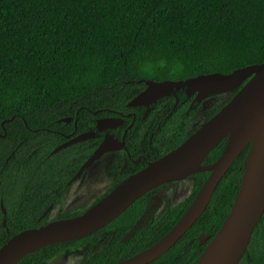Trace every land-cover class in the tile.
<instances>
[{"label": "trees", "instance_id": "16d2710c", "mask_svg": "<svg viewBox=\"0 0 264 264\" xmlns=\"http://www.w3.org/2000/svg\"><path fill=\"white\" fill-rule=\"evenodd\" d=\"M263 62L264 0H0V248L17 233L50 221L48 207L61 203L67 181L103 140L99 119L124 118L125 124L110 132L118 138L127 132L126 149L115 153L108 169L112 183L90 207L146 162L189 137L205 101L190 109L193 96L181 89L175 111L173 95L149 107H130L146 88L145 80L230 74ZM240 88L214 95L221 99L210 118ZM63 118L72 121L59 122ZM74 124L78 133L95 131L96 137L51 153L64 139L46 130L72 132ZM228 140L204 163L216 162ZM248 150L249 146L221 179L190 230L148 264H196L232 209ZM208 175H193L197 181L191 195L129 239L161 187L98 232L41 248L17 264H46L70 249L85 247L89 251L79 264H115L134 256L180 220ZM202 235L207 239L201 244ZM239 264H264V214Z\"/></svg>", "mask_w": 264, "mask_h": 264}, {"label": "water", "instance_id": "95a60500", "mask_svg": "<svg viewBox=\"0 0 264 264\" xmlns=\"http://www.w3.org/2000/svg\"><path fill=\"white\" fill-rule=\"evenodd\" d=\"M146 88L130 102V107H149L162 97L185 89L195 95L190 109L211 96L240 90L214 116L193 131L177 148L147 163L130 175L109 194L84 213L50 221L21 231L0 248V264H17L27 255L47 246L79 240L103 229L117 219L139 198L167 184L179 182L203 172L209 175L194 201L180 220L158 241L141 252L115 264H148L168 252L205 212L221 179L239 155L249 146L244 173L232 209L222 227L204 249L196 264H239L249 247L253 232L264 214V62L239 68L230 74L212 73L181 81L145 80ZM63 118L59 122H70ZM125 123L122 117L101 118L99 132L115 129ZM126 134V133H125ZM96 136L89 131L69 140L54 150ZM229 138L220 158L204 164L209 154ZM125 148L123 140L107 134L94 153L81 166L76 181L105 154ZM4 214L6 210L3 208ZM6 226V220H4ZM207 238L202 235L200 243Z\"/></svg>", "mask_w": 264, "mask_h": 264}, {"label": "rangeland", "instance_id": "374dc122", "mask_svg": "<svg viewBox=\"0 0 264 264\" xmlns=\"http://www.w3.org/2000/svg\"><path fill=\"white\" fill-rule=\"evenodd\" d=\"M221 97L213 96L205 101L200 108L191 132L198 129L209 118L211 111L217 105ZM111 163V157L105 155L92 168L86 171L84 176L76 182L65 196L61 206L51 213V220H56L60 214H72L88 209L110 187L111 179L107 169ZM196 179L190 177L186 180L167 184L152 198L150 207L145 216L129 233L126 239L140 228L146 227L152 221L161 217L168 209L186 200L192 193ZM109 238V235L106 237ZM89 247L70 249L61 256L46 264H79L87 255Z\"/></svg>", "mask_w": 264, "mask_h": 264}, {"label": "flooded vegetation", "instance_id": "af4514ba", "mask_svg": "<svg viewBox=\"0 0 264 264\" xmlns=\"http://www.w3.org/2000/svg\"><path fill=\"white\" fill-rule=\"evenodd\" d=\"M146 84V83H145ZM147 87V86H146ZM145 90V89H144ZM174 96V95H173ZM178 96V95H177ZM193 96V99H194V97H195V95H192ZM191 96V97H192ZM175 97V96H174ZM211 97H213V96H211ZM211 97H209V98H211ZM208 98V99H209ZM208 99H205L204 101H207ZM175 102H176V99H175ZM192 102H193V100H192ZM202 102V101H201ZM201 102H199V103H201ZM192 104V103H191ZM151 106V105H150ZM141 107H145V106H141ZM173 112V111H172ZM128 116H130V115H128ZM120 117H122V116H120ZM107 118V117H106ZM123 118V117H122ZM134 119H135V115H134V117H133ZM210 119V118H209ZM196 120V119H195ZM72 121V120H71ZM70 121V122H71ZM70 122H68V123H70ZM195 122V121H194ZM125 124V123H124ZM123 124V125H124ZM194 124V123H193ZM193 124H192V126H193ZM122 126V125H121ZM131 126H132V124L129 126V128H131ZM192 126H191V128H192ZM119 127V126H118ZM116 129V128H115ZM110 130H114V129H108V130H106V131H104V132H100V133H103V139L105 138V136L107 135V134H111V135H113L116 139H119V140H123V138H124V142H125V137H126V134L125 133H127L126 131L124 132V134H123V136H122V138H118L115 134H113V133H111L110 132ZM46 131H48L50 134H51V136L53 137V136H55V137H58V138H61V139H64V141L63 142H61L60 144H58V145H56L53 149H52V151H51V153H56V152H54V150L56 149V148H58L59 146H61L62 144H64V143H66V142H68L69 140H71V139H73V138H75V137H77V136H79L80 134H81V132L80 133H78V127H77V124H74V130L72 131V132H70V129L69 128H63V129H61V130H54V129H47ZM190 131H191V129H190ZM192 133V132H191ZM1 134V133H0ZM96 137V136H95ZM103 141V140H102ZM78 143H80V142H78ZM75 144H77V143H75ZM101 144V143H100ZM72 145H74V144H72ZM72 145H70V146H72ZM69 147V146H68ZM67 148V147H66ZM98 148V147H97ZM65 149V148H64ZM123 149H126V145H125V148H123ZM123 149H120V150H123ZM63 150V149H62ZM79 150H81V146H80V148H79ZM120 150H118V151H120ZM58 152V151H57ZM117 151H114V152H110V153H107V154H105V155H108V157H111V163H110V165L113 163V161H114V158H115V153H116ZM80 154H81V151H80ZM166 154V153H165ZM105 155L103 156V157H105ZM163 156V155H162ZM102 157V158H103ZM159 159V158H158ZM100 160V159H99ZM98 160V161H99ZM157 160V159H156ZM97 161V162H98ZM155 161V160H154ZM86 162V161H85ZM96 162V163H97ZM138 163L139 162H141V159H139L138 161H137ZM95 163V164H96ZM147 163H149V162H146V165H147ZM94 164V165H95ZM205 164V163H204ZM93 165V166H94ZM110 165H109V167H110ZM92 166V167H93ZM91 167V168H92ZM109 167H108V169H109ZM81 168V167H80ZM79 168V169H80ZM79 169L75 172V174L72 176V178H71V180L70 181H67V184H68V189H67V191L65 192V194L63 195V197H62V199H61V203L59 204V205H57L56 207H53V205H50L49 207H48V209H47V211H50L51 213L53 212V210L55 209V208H57V207H59V206H61L62 204H63V202H64V199H65V196L67 195V193H68V191L72 188V186L76 183V182H78L79 180H81V178L84 176V174L86 173H84L83 174V176L82 177H80V178H78L76 181H73V182H71L72 181V179H73V177L77 174V172L79 171ZM90 169V168H89ZM88 169V170H89ZM108 169H107V172H108ZM109 175V174H108ZM110 177V176H109ZM192 177V176H191ZM190 178V177H189ZM66 179H67V174L65 173L64 174V176H63V183L66 181ZM111 179V178H110ZM111 183H112V179H111ZM172 184V183H171ZM160 188V187H159ZM155 196V195H154ZM89 209V208H88ZM77 216V215H76ZM50 217H51V215H50ZM50 217H49V220L50 221H54V220H51L50 219ZM73 217V216H72ZM69 218V217H68ZM4 220H6V219H4ZM56 220H58V219H56ZM142 220V219H141ZM49 221V222H50ZM140 222V221H139ZM4 223V222H3ZM7 223V222H6ZM7 225V224H6ZM61 256V255H60ZM59 257V256H58ZM56 259V258H55Z\"/></svg>", "mask_w": 264, "mask_h": 264}]
</instances>
